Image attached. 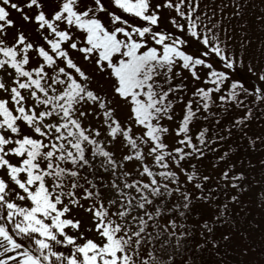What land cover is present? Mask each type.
I'll return each mask as SVG.
<instances>
[{
    "label": "snow or ice",
    "instance_id": "snow-or-ice-1",
    "mask_svg": "<svg viewBox=\"0 0 264 264\" xmlns=\"http://www.w3.org/2000/svg\"><path fill=\"white\" fill-rule=\"evenodd\" d=\"M0 264H264V0H0Z\"/></svg>",
    "mask_w": 264,
    "mask_h": 264
},
{
    "label": "trees",
    "instance_id": "trees-1",
    "mask_svg": "<svg viewBox=\"0 0 264 264\" xmlns=\"http://www.w3.org/2000/svg\"><path fill=\"white\" fill-rule=\"evenodd\" d=\"M258 212V209L253 208V214L255 215ZM260 217L257 216V220H259ZM253 238L257 240V242L259 243L260 240V230L256 229V231L253 233Z\"/></svg>",
    "mask_w": 264,
    "mask_h": 264
}]
</instances>
